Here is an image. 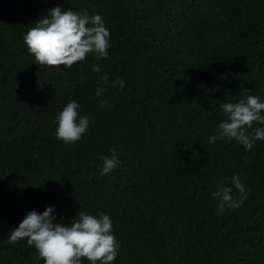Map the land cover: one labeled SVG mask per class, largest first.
<instances>
[{
  "label": "trees",
  "instance_id": "obj_1",
  "mask_svg": "<svg viewBox=\"0 0 264 264\" xmlns=\"http://www.w3.org/2000/svg\"><path fill=\"white\" fill-rule=\"evenodd\" d=\"M55 6L99 13L108 58L36 65L23 35ZM249 94L264 100V0H0V264H43L7 234L48 206L68 225L109 214L113 264H264V141L208 142L221 103ZM72 99L92 123L64 144L53 120ZM233 175L245 198L220 213L212 193Z\"/></svg>",
  "mask_w": 264,
  "mask_h": 264
},
{
  "label": "clouds",
  "instance_id": "obj_2",
  "mask_svg": "<svg viewBox=\"0 0 264 264\" xmlns=\"http://www.w3.org/2000/svg\"><path fill=\"white\" fill-rule=\"evenodd\" d=\"M43 18L35 22L23 35V41L30 55L38 66H66L84 61L92 55L96 60L108 58L111 48L110 32L99 13L61 9L59 6L49 9ZM91 71L100 73L99 64H92ZM81 76V79H85ZM101 79L105 82V73ZM125 86L122 78L112 82V87ZM104 89L97 87L95 99L101 108L108 101L101 97ZM81 105L69 100L56 114L54 136L64 144H72L86 134L91 118L79 112ZM222 119L215 133L208 137L209 143L218 140H234L243 148L251 150L256 141H264V100L249 94L236 102H222L220 105ZM259 126L254 127L253 123ZM100 157L99 170L107 175L120 163L115 154ZM212 193L218 198V211L223 213L227 208H238L245 198L246 189L237 175L231 177L232 187L223 181ZM233 187L240 193L237 199L232 195ZM55 206L46 207L43 212L33 209L7 234L9 243L24 240L28 246H34L38 258L43 264H113L119 254L120 244L112 230L110 215L100 212L97 215L77 212L76 219L68 224H61L56 216Z\"/></svg>",
  "mask_w": 264,
  "mask_h": 264
}]
</instances>
